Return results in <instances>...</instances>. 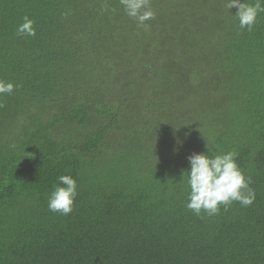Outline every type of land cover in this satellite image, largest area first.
Returning <instances> with one entry per match:
<instances>
[{
  "label": "trees",
  "instance_id": "trees-1",
  "mask_svg": "<svg viewBox=\"0 0 264 264\" xmlns=\"http://www.w3.org/2000/svg\"><path fill=\"white\" fill-rule=\"evenodd\" d=\"M227 2L149 0L141 26L120 0H0V264H264V13L248 31ZM207 148L250 206L187 209Z\"/></svg>",
  "mask_w": 264,
  "mask_h": 264
},
{
  "label": "clouds",
  "instance_id": "clouds-1",
  "mask_svg": "<svg viewBox=\"0 0 264 264\" xmlns=\"http://www.w3.org/2000/svg\"><path fill=\"white\" fill-rule=\"evenodd\" d=\"M126 15L135 19L138 25L154 18L149 0H120ZM229 9H237L234 15L240 28L251 31L258 16L264 13V0H228ZM34 21L29 17L23 18V23L17 28L18 35L35 36ZM15 85L0 79V97L11 94ZM14 147V145H13ZM190 170L187 173L188 203L186 207L196 215L204 212L216 215L220 206L227 208L232 202H239L241 206H250L255 200V192L250 188V180L246 178L236 163V153L229 151L222 154H192L188 157ZM183 173V178L184 174ZM182 178V179H183ZM63 185V186H61ZM77 182L69 175L58 177V183L48 198V209L62 215H69L77 196Z\"/></svg>",
  "mask_w": 264,
  "mask_h": 264
}]
</instances>
